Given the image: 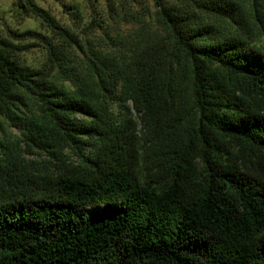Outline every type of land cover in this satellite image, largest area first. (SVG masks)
<instances>
[{
    "label": "trees",
    "instance_id": "obj_1",
    "mask_svg": "<svg viewBox=\"0 0 264 264\" xmlns=\"http://www.w3.org/2000/svg\"><path fill=\"white\" fill-rule=\"evenodd\" d=\"M152 2L111 46L18 3L48 33L0 36V264H264V0Z\"/></svg>",
    "mask_w": 264,
    "mask_h": 264
},
{
    "label": "rangeland",
    "instance_id": "obj_2",
    "mask_svg": "<svg viewBox=\"0 0 264 264\" xmlns=\"http://www.w3.org/2000/svg\"><path fill=\"white\" fill-rule=\"evenodd\" d=\"M245 7L249 0H238ZM23 0H0V36H11L10 31L23 32L35 30L48 33L46 23L27 9L20 8L18 3ZM49 11L62 25L70 28L78 36L103 45L119 40L140 30V23L154 11L152 0H35ZM151 20V19H150ZM148 26L147 23H141ZM113 39V40H112ZM25 40L23 43H31ZM264 48V36L255 43ZM22 64L38 67L46 61V51L42 46H34L19 54ZM19 132L4 124L0 127V136L16 140ZM31 159H47V155L28 154Z\"/></svg>",
    "mask_w": 264,
    "mask_h": 264
}]
</instances>
